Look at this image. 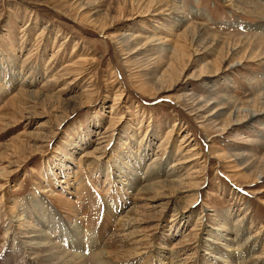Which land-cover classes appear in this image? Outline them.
Returning <instances> with one entry per match:
<instances>
[{
    "label": "rangeland",
    "instance_id": "374dc122",
    "mask_svg": "<svg viewBox=\"0 0 264 264\" xmlns=\"http://www.w3.org/2000/svg\"><path fill=\"white\" fill-rule=\"evenodd\" d=\"M24 232L264 264V0H0V264Z\"/></svg>",
    "mask_w": 264,
    "mask_h": 264
},
{
    "label": "bare ground",
    "instance_id": "6f19581e",
    "mask_svg": "<svg viewBox=\"0 0 264 264\" xmlns=\"http://www.w3.org/2000/svg\"><path fill=\"white\" fill-rule=\"evenodd\" d=\"M259 113L257 112V111H253V112H251L248 116H250L251 118H254V117H256L257 115H258ZM151 192V191H150ZM144 200V199H143ZM60 203V202H59ZM68 203V202H67ZM13 224V223H12ZM31 225V224H30ZM12 228H13V225H12ZM11 227H10V229H12ZM32 230H34V229H32ZM14 233V232H13ZM29 234V233H28ZM27 235V233H23V236L21 237V236H19V239L20 240H18V237H15V239H17V242H16V245H14V246H16L17 247V249H18V251L17 252H14V255H13V260H14V263H16V262H18L19 260H24L23 262H24V264L27 262V260H29V259H26L25 258V256H26V254H27V252H32L34 255H35V257H36V260H39V259H42L41 261L43 262H47L46 264H75V262H72V261H74V260H70V258H72V256L73 257H75L74 256V253L73 252H70V251H68V250H70V249H68L65 245L64 246H62L61 244H62V239L61 238H58L59 240H61V241H56L57 240V238H56V240L55 241H53V243L52 242H35L36 240H39V238H40V236H31V237H27L26 236ZM62 235V234H61ZM239 234L237 233L236 234V236H238ZM16 236V235H15ZM42 236V235H41ZM44 236V235H43ZM52 236V235H51ZM48 237V236H47ZM24 239H27V241H24ZM43 240H44V238H43ZM45 240H46V238H45ZM76 241V240H75ZM228 241H229V239H228ZM105 242V241H104ZM73 243H75V242H73ZM72 243V244H73ZM104 244V243H103ZM113 244V243H112ZM85 248V247H84ZM137 249V248H136ZM68 251V252H67ZM116 252V251H115ZM76 254H78V253H76ZM95 254V253H94ZM94 254H91V256L92 255H94ZM109 254V253H108ZM100 255V254H99ZM103 255V254H102ZM101 255V256H102ZM111 255V254H110ZM109 255V256H110ZM85 256H87V254L85 255ZM85 256H82L81 257V259H80V263L81 264H85V261H87L86 259V257ZM90 256V255H89ZM98 256V255H97ZM97 256H95V257H97ZM106 256V255H105ZM108 256V257H109ZM34 257V258H35ZM88 257V256H87ZM93 257V256H92ZM91 257V258H92ZM111 257V256H110ZM229 257L231 258H233V256H230V254H229ZM102 258V257H101ZM183 258V257H182ZM234 258H236V257H234ZM94 259H96V258H94ZM98 259V258H97ZM107 259V258H106ZM180 259V258H179ZM78 260H79V258H78ZM102 260V259H101ZM105 260V259H104ZM35 261V260H34ZM184 261V260H183ZM38 262V261H37ZM36 262V263H37ZM43 262V263H44ZM88 262H89V260L86 262V264H88ZM98 262V261H97ZM113 262V261H112ZM79 263V264H80ZM90 263V262H89ZM94 263V262H93ZM92 263V264H93ZM246 263V262H245ZM78 264V263H77ZM96 264V263H95ZM101 264V263H100ZM102 264H104V263H102Z\"/></svg>",
    "mask_w": 264,
    "mask_h": 264
}]
</instances>
